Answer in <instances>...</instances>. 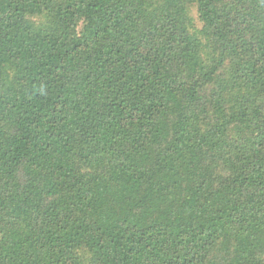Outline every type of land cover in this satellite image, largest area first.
Wrapping results in <instances>:
<instances>
[{
	"label": "trees",
	"instance_id": "obj_1",
	"mask_svg": "<svg viewBox=\"0 0 264 264\" xmlns=\"http://www.w3.org/2000/svg\"><path fill=\"white\" fill-rule=\"evenodd\" d=\"M0 264H264V0H0Z\"/></svg>",
	"mask_w": 264,
	"mask_h": 264
},
{
	"label": "rangeland",
	"instance_id": "obj_2",
	"mask_svg": "<svg viewBox=\"0 0 264 264\" xmlns=\"http://www.w3.org/2000/svg\"><path fill=\"white\" fill-rule=\"evenodd\" d=\"M190 15L193 19L195 30L196 31H201L202 30V24L199 19L198 11H197V6H193L190 9Z\"/></svg>",
	"mask_w": 264,
	"mask_h": 264
}]
</instances>
